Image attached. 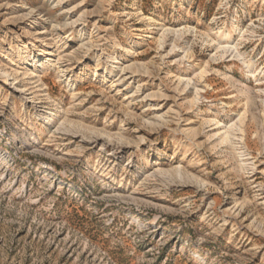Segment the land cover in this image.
I'll use <instances>...</instances> for the list:
<instances>
[{
  "label": "rangeland",
  "instance_id": "374dc122",
  "mask_svg": "<svg viewBox=\"0 0 264 264\" xmlns=\"http://www.w3.org/2000/svg\"><path fill=\"white\" fill-rule=\"evenodd\" d=\"M0 264H264V0H0Z\"/></svg>",
  "mask_w": 264,
  "mask_h": 264
},
{
  "label": "bare ground",
  "instance_id": "6f19581e",
  "mask_svg": "<svg viewBox=\"0 0 264 264\" xmlns=\"http://www.w3.org/2000/svg\"><path fill=\"white\" fill-rule=\"evenodd\" d=\"M230 51H231L232 54L236 53L238 55V52H236V48L235 47L231 48ZM236 54H234L233 57H236L237 56ZM243 64L245 65L246 63H244V61H243Z\"/></svg>",
  "mask_w": 264,
  "mask_h": 264
}]
</instances>
